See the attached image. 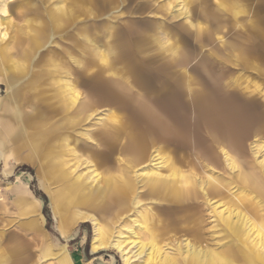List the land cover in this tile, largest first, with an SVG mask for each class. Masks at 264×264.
Segmentation results:
<instances>
[{
    "label": "rangeland",
    "instance_id": "1",
    "mask_svg": "<svg viewBox=\"0 0 264 264\" xmlns=\"http://www.w3.org/2000/svg\"><path fill=\"white\" fill-rule=\"evenodd\" d=\"M229 1L244 28L190 0H0V264H197L241 243L264 254V0ZM24 122H41L46 142ZM50 152L72 179L119 185L121 171L136 184L116 216L90 212L121 250H95L86 220L62 237Z\"/></svg>",
    "mask_w": 264,
    "mask_h": 264
},
{
    "label": "bare ground",
    "instance_id": "2",
    "mask_svg": "<svg viewBox=\"0 0 264 264\" xmlns=\"http://www.w3.org/2000/svg\"><path fill=\"white\" fill-rule=\"evenodd\" d=\"M75 3L76 2L72 1L71 4L75 7ZM214 3L215 6L211 10L213 15L209 14V16L214 17L215 9L219 10V12L222 13L223 16H226V13H228L227 11H230V13L233 14L236 26L238 28H244L245 25L241 24V21L239 20V16L243 14L245 11H243L242 9H236L235 8L237 7L236 2L231 3L229 0H216ZM62 11L63 8H59L58 15L60 14L65 15V13ZM250 23L251 22L249 21L248 25ZM249 27H252V29H254L253 23H251ZM11 81L12 79L11 80L9 79L10 86L8 87V91H9L8 95L13 99V101H15L16 97L15 95L12 94L13 91H12ZM63 93L64 92H60L57 94L63 95ZM62 104H63L61 106L62 109L64 108L67 109V107L69 106L67 101H63ZM25 128H32V130H35L34 131V135L36 136L35 137L36 139L34 140L35 147L36 146L38 147L42 143L46 142L50 132L46 128H43V124L41 122L31 126L26 125L24 122L23 129ZM226 134L227 133H225V135ZM45 167L53 183L62 182L59 185L58 189L48 190L53 213L55 215V218L57 219L58 228L61 235L63 237H67L69 234V230L74 225H76L79 221L86 220L92 222L94 226L95 238L93 242V247L95 250L108 249L111 247L119 248V250H121L122 247L120 245L113 244L111 242V240L108 238V236L104 233L103 229L101 228V223L99 222V220L94 215L90 214V212L100 211L106 214L108 218H112L116 216L120 211H122L124 207V201L127 198L128 193L134 192V187L136 184H134L132 180H129L123 175H121V171L119 173L120 175H118V177L120 178L119 185L117 184L115 185L114 177L110 175H106V178H104L105 176L102 178V181L104 183L102 186H97V185L91 186L88 181H85L79 177L76 179H72V177H70L68 170L65 167L64 161L60 158L57 152L48 153V158L45 162ZM233 168L236 167L233 165ZM39 174H42V172H39ZM255 178L256 176L253 173L250 174L240 173L237 176V180L243 182L246 186L257 188V183L255 182ZM150 183L154 186L153 188H156L159 185L158 180L155 179L150 180ZM257 190L258 189H256V191ZM263 196H264V192H263ZM27 210L34 215L38 214V209L34 206H28ZM31 226H32V230L40 234V236L43 238V242L46 243L47 236L46 234H44L42 227L40 226V220L38 216H34L31 222ZM234 233L238 234L239 232L234 230ZM245 249L246 247L244 243H241L240 246H238V244L232 245L231 248H229L226 252L222 254H216L207 251L209 256L207 257L206 262L202 261L198 255L195 256L194 259L197 260V264H234L235 258L241 257L243 264H264L263 253L260 254L259 252H256L255 249L254 250L246 249L247 251ZM61 260L63 263H70V259L66 253H64L61 256Z\"/></svg>",
    "mask_w": 264,
    "mask_h": 264
},
{
    "label": "crops",
    "instance_id": "3",
    "mask_svg": "<svg viewBox=\"0 0 264 264\" xmlns=\"http://www.w3.org/2000/svg\"><path fill=\"white\" fill-rule=\"evenodd\" d=\"M191 2H188V5L190 6V5H192L193 3H197L198 4V10H199V14L203 17V15H205L206 14V16H209V14H212V12H211V10L209 9V7H207V3H204V1H202V0H190ZM216 1V0H215ZM228 13H230V11H227ZM170 13V12H169ZM183 13V14H182ZM181 13V15L179 14V16L180 17H182L183 16V18H186V19H189V18H191V17H193V12H192V10L190 9V12L188 11V8H186V10L184 9L183 10V12ZM220 14V12H219V10H217V9H215V13H214V15H215V17H216V15H219ZM174 15L175 16H177L176 14H171L170 13V16H172V18L174 17ZM213 15V14H212ZM169 19H170V17H169ZM189 24V23H188ZM190 25V24H189ZM191 27H190V29H192V28H196L198 31H201V29H203V28H199V27H195L192 23H191V25H190ZM185 29H187V28H185ZM205 30L206 31H209V30H213V31H216V29L214 28V27H209V26H207L206 28H205ZM204 29H203V31H205ZM90 47V46H89ZM170 49L171 50H174V48H172V47H170ZM233 49L235 50V48L233 47ZM239 53H240V51H239ZM71 98H73V97H71ZM74 100V99H73ZM22 132H23V129H22ZM17 202H18V204H19V206H20V208L22 209V211L23 212H25V213H27V214H30V215H32V219L34 218V216H38L39 217V219L42 217L40 214H39V211H38V214L37 215H34V214H32V213H30L28 210H27V207L28 206H34V207H36L37 209H38V207H37V205L28 197V195L26 194V191H24V190H22L21 192H19V194H18V197H17ZM23 204V205H22ZM32 219H31V222H32ZM31 222H30V226H31ZM57 224H58V222H57ZM31 229H32V226H31ZM59 229V228H58ZM42 230H43V232H44V234H46L45 233V231H44V229L42 228ZM63 237V236H62ZM60 261L62 262V260L60 259ZM63 263V262H62Z\"/></svg>",
    "mask_w": 264,
    "mask_h": 264
},
{
    "label": "trees",
    "instance_id": "4",
    "mask_svg": "<svg viewBox=\"0 0 264 264\" xmlns=\"http://www.w3.org/2000/svg\"><path fill=\"white\" fill-rule=\"evenodd\" d=\"M42 198H43L44 201H45L44 213H45V214H48V212H49V208H48L47 198H46L45 196H42ZM48 220L51 221L50 218H48Z\"/></svg>",
    "mask_w": 264,
    "mask_h": 264
}]
</instances>
